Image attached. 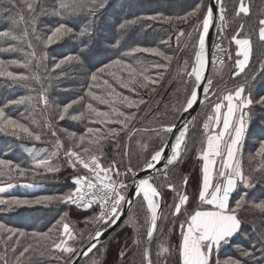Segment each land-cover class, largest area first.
I'll use <instances>...</instances> for the list:
<instances>
[{"label":"trees","instance_id":"trees-1","mask_svg":"<svg viewBox=\"0 0 264 264\" xmlns=\"http://www.w3.org/2000/svg\"><path fill=\"white\" fill-rule=\"evenodd\" d=\"M37 2L39 6L36 12V33L41 40H46L51 35V31L62 23L72 28L74 33L81 32L91 24V36L69 35L51 46H45L34 39L29 26L28 38L32 41L31 47L24 40L5 41L0 39V59L5 61L31 59V72L41 77L39 84L34 81L28 88L14 85L6 78L0 77V107H3L8 115L26 123L33 131L39 130L41 134V140L35 141L24 135L14 136L8 132H0V159L10 160L23 167H30L34 162L23 150V146L46 147L53 151L56 150L57 139L62 143V147L58 151L59 172L48 174L43 179H14L10 182L30 183L38 187L35 190H18L9 196L33 198L41 195H59L74 188L73 177L83 174L84 169L79 165L73 168L67 162L64 152L75 146L63 133L67 131L75 132L77 136L85 135L89 127L100 128L102 133L106 131L103 125L87 116L81 120H73L71 117L86 111V105L89 102L86 93L90 85H93V90L98 95L103 94V89L95 88L94 82L91 81V74L115 59H122L133 66H136L137 63L142 64L149 69L145 73L146 75L159 80L155 85L148 81V88L137 84L136 90L133 91L116 82L107 70L100 78L101 81L108 80L123 95L136 100L142 98L146 102L140 105L139 111L127 109L119 104L114 105L126 115L136 111V119L129 125L130 128L134 125V130L130 135L121 133L116 139L108 137L101 141L100 150L96 153L100 156L103 165L107 166L115 161L116 167H122L128 176L133 178V173L141 170L145 161L150 159V153L153 150H158L159 146L165 144L169 138L170 134L157 132V129L175 124L183 112L186 97L192 87V81L187 78L186 71L193 65L200 34L196 31L194 40L187 44L186 49L183 48V40L191 30L196 29L192 25L194 19H190L185 24L177 20L168 23L163 18L150 20L147 17L156 15L171 18L183 17L201 0H107L105 7L97 12L95 18L89 17L86 12L62 18L52 14L58 6L59 0H37ZM202 2L209 3L208 0H202ZM244 3L249 8L248 14H237L240 0H223L225 16L223 33L219 30L216 31L213 49L216 41H221L226 69L225 74L213 79V88L215 92L217 89L220 91L222 89L231 90L244 83L246 92H250L253 100L256 101L264 97V40L259 37V28L261 27L259 22L264 20V0H244ZM5 7H9V5L0 3V8ZM10 15L11 18L9 15L0 16V30H13L17 35L22 34L25 23H13L16 19L15 9ZM24 17L27 21V12L24 13ZM125 22L130 23L126 29L121 30L119 25ZM194 25L196 26V24ZM241 26H243L242 29ZM180 30H183V36H179ZM218 36L219 39H217ZM233 37L251 40L252 51L249 64L239 77L232 75L236 70V59L241 58L238 57L239 46L235 44ZM10 43L16 50L3 51L8 48ZM138 46L159 47L166 54L172 55L173 61L166 70L158 74L156 70L152 69V65L165 63L161 57L146 53L126 55L133 47ZM33 50L35 57L31 56ZM68 55L81 56L83 63H73L64 66L63 70L52 71L53 65ZM186 65L189 66L185 68ZM213 65L214 63L211 64V68ZM9 70L25 75L30 74L28 69L16 65H12ZM110 71L127 79V74L118 71L117 68H112ZM40 84L48 88L49 99L53 102L51 109H44L42 105H38L37 109L33 111L30 104L14 105L11 103L21 97L37 95ZM259 86L261 88H257ZM153 87H155V91L151 90ZM31 89L37 91L34 92ZM80 97H84V100L73 105L64 120H59L57 112L64 105L73 100H79ZM94 106L103 111H109L110 107L98 103ZM249 111V128L242 142L241 166L245 175H251L252 186L245 187L240 183L232 193L229 201L230 207L234 208L238 202L242 204L238 210L241 228L230 239L228 245L222 246L218 253H214L213 258L223 261L231 257L241 260L242 264H264V213L251 206L253 202L258 203L264 200V178L259 173L251 171L261 160L256 156V153L260 143L264 142V106L254 104ZM209 115H212V111L205 102L195 117V124L190 130L182 158L166 170V179L164 172H161L155 180V184L163 196V207L159 227L151 247L153 264H181L179 248L182 243V233L180 224L194 211L211 207L199 199L203 181V160L199 157V146L207 135L203 125L207 122ZM49 123L51 130H49ZM114 126L108 125V127ZM52 131H56V137L52 136ZM254 156H256V160H250ZM129 168L132 169V172H128ZM185 179H187L186 185L184 184ZM217 182L219 181H215V183ZM168 184H172L175 190H170L167 187ZM183 194H187L189 200L181 208V214L173 215L174 206L178 203L179 196ZM97 212H99L98 204L84 210L75 205L55 201L45 205L14 209H5L0 206V223L29 234L26 237H20L18 245H13L11 241L0 238V252L5 251L7 244L9 246L8 264H16L15 257L19 255L24 246L32 243L34 249L39 247L32 238V233L49 232L58 237L62 232L63 223H68L73 230V235L77 237L75 246L84 248L88 243V237L98 224L93 219ZM148 216L146 202L137 198L123 225L80 264H85L89 258L95 255L100 258V264H146L144 252L147 241ZM13 239L17 238L13 237ZM161 243L168 248L165 257L159 256L158 250ZM11 247L17 249L15 254L10 250ZM244 250L252 252L254 259L243 257ZM27 258H29V253L21 258V264H25ZM30 259L32 264H63L59 253L55 251H44L43 254L36 252L31 255Z\"/></svg>","mask_w":264,"mask_h":264},{"label":"snow or ice","instance_id":"snow-or-ice-1","mask_svg":"<svg viewBox=\"0 0 264 264\" xmlns=\"http://www.w3.org/2000/svg\"><path fill=\"white\" fill-rule=\"evenodd\" d=\"M0 3L9 5V7L0 8V16L9 15L11 18L12 10H16V19L13 23H25V29L22 34L17 35L13 30H0V39L5 41H27L29 47L32 46V41L29 39V26L34 39L45 46H51L63 39L65 36L82 37L85 35L91 36V24L79 33H74L73 29L67 24H59L51 35L46 40H41L36 33L37 20V0H0ZM107 0H59L58 6L52 12L53 15L59 17H68L80 13H87L89 17L95 18L97 12L103 9ZM215 9V12H214ZM42 11V10H41ZM27 12L28 20H25L24 13ZM249 8L245 5L244 0H240L238 13L248 14ZM47 14V13H44ZM165 19L166 22L172 23L173 20L181 21L185 24L190 19H194V23H198L195 29L198 31V52L190 71H186V75L192 81V87L186 97L183 111L187 113L194 108L199 102H207L212 106V115H209L207 122L203 127L208 130L206 137V149L202 152L203 164V181L202 190L199 193V199L211 206L204 210H196L190 214L186 220L180 224L182 233V243L179 248L181 256V264H242L241 260L234 258H226L220 261L218 258L214 259V253H218L222 245L229 243L230 239L239 232L241 228V220L238 218V210L242 207L241 203H236L235 207H230L229 198L232 192L236 189L238 183L252 186L251 175H245L242 167V142L248 129L250 120V107L254 104L264 106V97L254 101L251 93L246 94L245 84L235 86L223 94L219 89L216 92H211L213 88V80L205 75L207 70V61L205 56L206 51V37L209 34L210 27L214 25L215 20L219 18L221 21L225 19L224 8L222 0H214V3L204 4L198 2L191 11L187 12L183 17H162L161 15L147 17L150 20ZM141 19V18H138ZM130 22L121 23L119 28L124 30ZM259 37L264 40V20L260 22ZM243 26H241L242 29ZM183 30H180L179 36H183ZM235 44L239 46L238 57L235 61L236 70L232 73L234 77H239L245 72L248 67L251 56V40L249 38L233 37ZM87 48V45H85ZM13 44H9L7 49L3 51H15ZM136 53L152 54L161 57L165 63L153 64L152 69L160 72L166 70L168 65L173 61V56L166 54L159 47H133L126 55H134ZM35 57V51L31 53ZM73 63L82 64L83 61L79 55H68L53 65L52 71L56 69L63 70L66 65ZM187 64V62H185ZM31 59L24 61L11 60L5 61L0 59V77H4L11 81L14 85L23 87H30L35 81L40 83L41 77L36 73L31 72ZM12 65L23 67L29 70V75L18 73L9 70ZM112 68H117L118 71L126 73L127 79L123 76H117L115 72H111ZM109 71L113 79L122 85L124 88H131L136 90L135 86L139 84L144 88L149 87L148 81L153 85L159 82L158 79H152L146 75L149 69L137 63H126L122 59H115L111 63L99 68L96 72L91 74V81L94 82L95 88L103 89V94L98 95L93 90V85H90L87 90V97L89 102L86 105V111L78 116H72L73 120H81L85 116L98 122L106 128L105 132H101L100 128L89 127L85 135H79L75 132L64 131V135L75 146L73 149H68L64 152L67 162L76 168L78 165L87 170V175L74 177L75 187L64 194L59 195H41L33 198L9 196L5 198L3 195L14 185L10 182L12 180H19L20 178H29L32 180L43 179L48 174H55L59 172V167L52 163L53 157L57 155L62 143L57 139L56 151L51 155L34 157V163L30 167H23L20 164H14L10 160L0 159V206L5 209H14L18 207H31L35 205H45L52 202H63L66 204L77 205L84 210L92 208L94 204L101 205V211L93 219L100 225L108 224L109 221L115 224L120 219L122 210L125 204H130L131 200L127 196V185L124 183L122 177L127 173H121L115 167V161L109 163L107 166L101 163V158L96 153L100 150L101 141L108 137L116 139L121 133L130 135L134 130L129 127L133 120L136 119V111L140 110V105L145 104L144 99H133L129 96L123 95L122 92L117 91L108 80L101 81V76ZM207 85L204 87L203 85ZM50 87V85H49ZM36 92V89H31ZM155 91V87L151 89ZM211 93V94H210ZM213 99L215 102L213 103ZM84 100L80 97L79 100H73L64 105L62 109L57 112L59 120H64L69 114V110L75 104H79ZM14 105L30 104L33 111L37 109L38 105H42L44 109H51L53 102L49 99L48 88L40 84V90L37 95L30 97H21L20 99L11 102ZM96 103L102 105H109V111H103L99 107L94 106ZM119 104L125 106L127 109H135L131 114L126 115L114 105ZM115 117V118H114ZM194 119V118H193ZM108 125H115L108 127ZM176 125L173 123L168 126H163L157 129V132L170 134L174 132ZM49 130L51 124L49 123ZM0 132H8L14 136L24 135L29 139L40 141L41 134L39 130L33 131L26 123L8 115L3 107H0ZM189 127L186 125L179 130V134L175 137V143L172 145V152L167 155L165 149L169 147L167 144L159 146L158 150H153L150 153V159L144 163V172L151 171L159 174L164 170V177L167 178V169L178 163L182 158L187 146V136ZM53 137H56V131L51 132ZM102 155V153H101ZM256 156L261 160L256 164L252 172L259 173L264 178V142L260 143L259 150ZM256 156L251 157L250 160H256ZM217 158L220 160V170L217 175L220 177L219 182L213 184V171ZM160 165L161 167H158ZM128 172H132L129 168ZM135 177L136 174L133 173ZM115 177V178H114ZM153 175H145L138 180L134 179L135 196L146 202L148 210V228L147 241L151 244L153 234L157 230V221L160 219L158 211L160 204L158 198L161 193L158 187L153 183ZM8 181V182H5ZM187 184V179L184 180ZM28 187H35L34 184L27 185ZM170 190H175L172 184H168ZM189 200L187 194L179 196L178 203L174 206L173 215L181 214V208ZM252 207L264 213V200L256 203L253 202ZM63 219V218H62ZM60 222L58 221V224ZM29 234L20 229L10 228L7 225L0 223V238L6 241H11L13 245L19 244L20 237H26ZM103 235V232L97 230L91 237L92 240L98 241ZM36 244L39 246L34 249L33 244L29 243L23 247L19 255L15 257L16 264H21V258L29 253V258L26 259L25 264H32L31 255L39 252L43 254L44 251H55L59 253L63 264H75L79 255L87 256L97 247L96 243L89 242L86 251L78 249L75 244L77 237L73 235V230L68 223H63L62 232L57 237L55 234L49 232H34L31 234ZM16 237L17 239H13ZM71 242V243H69ZM9 246L6 244L5 251L0 252V264H8L7 251ZM10 250L15 254L16 248L11 247ZM167 252V248L162 249ZM243 257L253 258L254 254L250 251L244 250ZM144 257L147 264H152L150 248H146Z\"/></svg>","mask_w":264,"mask_h":264},{"label":"rangeland","instance_id":"rangeland-1","mask_svg":"<svg viewBox=\"0 0 264 264\" xmlns=\"http://www.w3.org/2000/svg\"><path fill=\"white\" fill-rule=\"evenodd\" d=\"M223 22H224V20L223 21H221L220 19H219V21H218V25H217V32H218V30L221 32V33H223ZM193 23V22H192ZM194 24H196V26L194 25ZM193 25V27H194V29H195V27L197 28L199 25H198V23H193L192 24ZM196 35V30H191V32L186 36V38L183 40V48H186V46H187V44L188 43H192V41L194 40L193 38H194V36ZM220 37H221V35H220ZM217 39H219V36L217 37ZM187 49V48H186ZM239 50V49H238ZM197 51H198V46H197ZM223 48H222V45H221V41L219 42V41H216V43H215V45H214V49H213V57H212V63H214V65H213V67L211 68V70H210V75H209V78L210 79H215V78H219L220 76H221V74H225L224 72H225V67H224V62H225V60H224V57H225V55L223 54ZM242 58V57H241ZM189 65H186L185 66V68H187ZM191 69H189L188 71H190ZM185 72V71H184ZM187 78H189L188 76H187ZM188 80V79H187ZM257 88H261V86H259V87H257ZM227 91L228 90H224V89H222L221 90V92L223 93V94H226L227 93ZM211 92H215V90H214V88H212V90H211ZM248 92H246V94H247ZM211 94V93H210ZM252 96V95H251ZM253 98V97H252ZM215 102V99H213V103ZM207 105L209 106V109L212 111V106H211V104H209V103H207ZM195 120H196V118H195ZM195 120H194V123H193V126H194V124H195ZM193 126H192V128H193ZM191 128V129H192ZM190 133V132H189ZM206 137H207V135H206ZM206 137L202 140V143L200 144V146H199V157H200V159H202V152L206 149ZM253 140V139H252ZM23 150L27 153V155L30 157V159L34 162V157H37V156H44L45 154H48V155H51L54 151H56V150H53V151H51V150H49L48 148H46V147H37V146H27V145H25V146H23ZM58 155H59V153H57V155L56 156H54L53 157V160H52V163L55 165V166H59V157H58ZM203 160V159H202ZM203 164H204V161H203ZM81 168H82V166H80ZM116 167V166H115ZM216 167H217V169L215 170V175H214V179H213V181H214V183H215V181H217V180H220V177L217 175V173H218V171L220 170V160H219V158H218V161H217V163H216ZM242 167V166H241ZM116 168H118L119 169V171L121 172V173H126V171L122 168V167H116ZM243 169V168H242ZM161 172H164V170H162ZM161 172L159 173V174H156V175H153V177H154V179H153V183L155 184V180H156V178L161 174ZM152 175V174H151ZM76 176H85V172L83 171V174H81V175H76ZM75 176V177H76ZM115 178V177H114ZM122 179H123V181H124V183L127 185V194H128V191H129V188H130V186H131V184H132V182H133V178L131 177H129L128 176V174H126L124 177H122ZM73 180H74V177H73V179H72V182H73ZM213 183V184H214ZM14 186L11 188V189H9L6 193H4L3 195L5 196V198L7 197V196H9V195H11V194H13V193H15L16 191H18V190H35L38 186L37 185H35V187H28L27 185H29L30 183H12ZM73 184H74V182H73ZM239 185H240V183H238ZM238 184H237V186H238ZM242 184V186H245V187H248V185L247 184H243V183H241ZM74 187H75V185H74ZM158 191H160L159 189H158ZM158 202L160 203V197L158 198ZM186 205V204H185ZM184 205V206H185ZM76 206V205H75ZM184 206H182V207H184ZM204 210V209H203ZM99 214V212H97V215ZM97 215H95V216H97ZM109 223H111V222H109ZM109 223L108 224H104V225H100V224H97L96 226H95V229H94V231L91 233V235L88 237V243L92 240L91 239V237L95 234V232L97 231V230H103L104 228H106V226H108L109 225ZM87 243V244H88ZM163 243H161V244H159V250H158V252H159V256L161 257V256H163V257H165L167 254V252H164L162 249L163 248H167L165 245H162ZM225 245H228V243L227 244H224V245H222V246H225ZM78 249H82V247L80 246V247H77ZM224 248V247H223ZM167 251H168V248H167ZM85 264H100V258H98V256H93V257H91V258H89L87 261H86V263Z\"/></svg>","mask_w":264,"mask_h":264},{"label":"water","instance_id":"water-1","mask_svg":"<svg viewBox=\"0 0 264 264\" xmlns=\"http://www.w3.org/2000/svg\"><path fill=\"white\" fill-rule=\"evenodd\" d=\"M208 2L209 3H214V0H208ZM222 3H223V0H222ZM214 12H215V9H214ZM218 21H219V18H217L215 20L214 25L210 27L209 34L206 37V51H207V54H208V61H207V70L205 72V75L208 78H209L210 70H211L212 57H213V41H214V37H215L216 31H217ZM203 86L204 87H207L206 84L203 85ZM204 103H201V102L198 101V103L196 105H194V108L192 110H189L187 113H185L184 111L181 113V115L179 116L178 120L175 123L176 129H174V132L173 133H170L169 138H168L167 142L165 143V144L169 145V147H167L165 149V152H166L167 155H170L171 152H172V147L171 146L174 145V143H175V137L179 134V130H182V128L187 125L189 127V132H190V130H191L192 126H193L195 117H196L198 111L200 110V108L203 106ZM248 128H249V125H248ZM205 132H206V134H208V130L207 129H205ZM188 136H189V133H188ZM188 136H187V140H188ZM242 153H243V144H242ZM158 167H161V166L158 165ZM143 169H144V167L141 170H139L138 172L135 173L136 176L135 177L133 176V180L134 179L138 180L139 178H143L145 175H151V174L152 175H156L157 174V173H153L151 171L144 172ZM160 193H161V191H160ZM127 196L130 198L131 203L124 205L123 210H122V214L120 216V219L117 220L115 224L110 223L106 228H104L103 230H101L103 232V235L99 238V240L98 241H95V240H91L90 241L91 243H96L97 244V247L95 249H93V251L91 253H89L87 256H84L82 254L79 255L78 258H77V260H76V262H75V264H80L86 258H88L89 256H91L126 221L127 217L129 216V214L131 212V209H132L135 201L137 200V197L135 196V187H134L133 182H132V184H131V186L129 188V191H128ZM159 204H160V209L158 211V216L160 217L161 216V212H162V207H163V196H162V193L160 195V203ZM159 222H160V219H158V221H157V229L159 227ZM156 232H157V230L153 234V238H152L151 244L148 245L146 243V248H150V253H151V247H152L153 240L155 238ZM88 245H89V243L84 248H82V250L83 251H86ZM151 259H152V257H151ZM146 264H147V261H146Z\"/></svg>","mask_w":264,"mask_h":264},{"label":"crops","instance_id":"crops-1","mask_svg":"<svg viewBox=\"0 0 264 264\" xmlns=\"http://www.w3.org/2000/svg\"><path fill=\"white\" fill-rule=\"evenodd\" d=\"M217 161H218V158H217ZM216 163H217V162H216ZM216 169H217V167H216V165H215V170H216ZM214 172H215V171H213V173H212V175H213V179H214V175H215ZM218 181H219V180H218ZM213 182H214V181L212 180V183H213ZM235 190H236V189H235ZM235 190H234V191H235ZM234 191H233V192H234ZM233 192H232V193H233ZM231 195H232V194H231ZM231 195H230V198H231ZM230 198H229V201H230ZM236 234H237V233H236ZM236 234H235V235H236ZM235 235H234V236H235Z\"/></svg>","mask_w":264,"mask_h":264},{"label":"built area","instance_id":"built-area-1","mask_svg":"<svg viewBox=\"0 0 264 264\" xmlns=\"http://www.w3.org/2000/svg\"><path fill=\"white\" fill-rule=\"evenodd\" d=\"M85 171V175H87L88 173H87V170H84ZM98 206H99V212L101 211V205L100 204H98ZM76 207L77 208H79V209H82L81 207H79V206H77L76 205ZM110 222V221H109Z\"/></svg>","mask_w":264,"mask_h":264},{"label":"bare ground","instance_id":"bare-ground-1","mask_svg":"<svg viewBox=\"0 0 264 264\" xmlns=\"http://www.w3.org/2000/svg\"><path fill=\"white\" fill-rule=\"evenodd\" d=\"M205 56H206V61H208V56H207V52L205 51Z\"/></svg>","mask_w":264,"mask_h":264},{"label":"flooded vegetation","instance_id":"flooded-vegetation-1","mask_svg":"<svg viewBox=\"0 0 264 264\" xmlns=\"http://www.w3.org/2000/svg\"><path fill=\"white\" fill-rule=\"evenodd\" d=\"M207 52V51H206ZM207 56H208V54H207Z\"/></svg>","mask_w":264,"mask_h":264}]
</instances>
